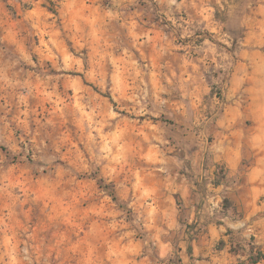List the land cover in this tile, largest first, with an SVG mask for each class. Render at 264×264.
Instances as JSON below:
<instances>
[{"label": "clouds", "instance_id": "clouds-1", "mask_svg": "<svg viewBox=\"0 0 264 264\" xmlns=\"http://www.w3.org/2000/svg\"><path fill=\"white\" fill-rule=\"evenodd\" d=\"M0 264H264V0H0Z\"/></svg>", "mask_w": 264, "mask_h": 264}]
</instances>
